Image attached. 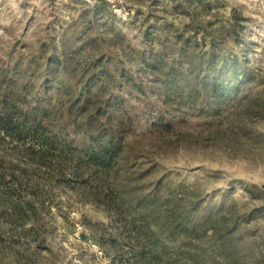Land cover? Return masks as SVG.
Returning <instances> with one entry per match:
<instances>
[{
  "label": "rangeland",
  "instance_id": "obj_1",
  "mask_svg": "<svg viewBox=\"0 0 264 264\" xmlns=\"http://www.w3.org/2000/svg\"><path fill=\"white\" fill-rule=\"evenodd\" d=\"M24 83L56 143L0 133V264H164L157 193L186 212L170 264H264V0H0V89Z\"/></svg>",
  "mask_w": 264,
  "mask_h": 264
},
{
  "label": "trees",
  "instance_id": "obj_2",
  "mask_svg": "<svg viewBox=\"0 0 264 264\" xmlns=\"http://www.w3.org/2000/svg\"><path fill=\"white\" fill-rule=\"evenodd\" d=\"M57 64L68 79L74 78V75L71 73L72 64L67 55L57 58ZM231 73L235 76L237 72L232 70ZM64 79H59L60 85L57 86L58 90H61L60 87L65 85ZM41 81L44 89H47L51 80L46 78ZM20 91L24 92V94L30 91L29 85L24 83L18 89H0V133L18 140L29 136L46 145H54L56 143L55 125L51 119L53 116L50 113L54 112L55 119L60 109L56 105L51 110L44 109L41 105L35 108H24L22 105H19L20 103H24V98H22L23 96L20 94ZM77 107L74 110V115L77 118L80 117L83 122L82 124H86V120H91L90 118H92L91 109L85 103L81 104L80 102H78ZM91 123L87 125L91 126ZM96 130L97 134L93 136V141L96 142L100 138H103L106 143H99L97 141L98 145L93 146L94 151L91 154V160L104 168H110L114 164L116 154L123 150L122 145L116 140L117 133L113 130L96 128L92 133H95ZM159 196L157 193L154 204L159 205L162 202L161 206H158L162 213V222L157 227V230L151 231V233L147 230H142L139 233L145 239V242H147V251L144 252L142 248L141 254H146L142 256L144 260H147L146 257H148L149 261L160 260L164 264H170L173 255L170 253L168 246L162 242V237L187 236L188 230L184 222L186 212L182 209L180 200L172 201L169 198L161 200ZM211 231H213V228Z\"/></svg>",
  "mask_w": 264,
  "mask_h": 264
},
{
  "label": "built area",
  "instance_id": "obj_3",
  "mask_svg": "<svg viewBox=\"0 0 264 264\" xmlns=\"http://www.w3.org/2000/svg\"><path fill=\"white\" fill-rule=\"evenodd\" d=\"M84 1L89 2V3H96L99 0H84ZM112 7H113V11L115 13H117V14L119 13L120 14L122 12V10L120 8H116L115 5H113Z\"/></svg>",
  "mask_w": 264,
  "mask_h": 264
}]
</instances>
